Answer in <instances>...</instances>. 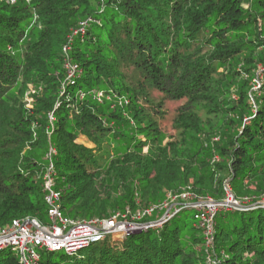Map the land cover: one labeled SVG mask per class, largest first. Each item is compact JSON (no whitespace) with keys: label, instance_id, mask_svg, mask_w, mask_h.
Wrapping results in <instances>:
<instances>
[{"label":"trees","instance_id":"obj_1","mask_svg":"<svg viewBox=\"0 0 264 264\" xmlns=\"http://www.w3.org/2000/svg\"><path fill=\"white\" fill-rule=\"evenodd\" d=\"M84 22L69 50L82 71L64 89L62 48ZM168 100L183 101L176 137L162 126ZM51 163L73 219L105 218L137 200L156 205L186 187L221 199L225 178L256 202L264 195V0L1 3L0 225L48 221ZM194 214L185 208L161 227L107 235L71 255L43 252L42 263L212 264ZM215 220L216 264H264V207L222 210ZM0 264H19L18 255L1 251Z\"/></svg>","mask_w":264,"mask_h":264},{"label":"built area","instance_id":"obj_2","mask_svg":"<svg viewBox=\"0 0 264 264\" xmlns=\"http://www.w3.org/2000/svg\"><path fill=\"white\" fill-rule=\"evenodd\" d=\"M20 0H0L1 3L15 4ZM29 2V0H27ZM87 25L86 22L82 24L78 29H73L68 37L67 43L62 48L63 51V66L67 70L66 82L74 83L75 79L80 75L82 71L79 65L74 64L70 60L69 50L72 42L76 36H83L84 28ZM263 70V69H262ZM256 85L260 86V81L257 80ZM99 96H102L100 94ZM54 167L51 163L49 169L44 175L45 182V201L47 204L48 221L43 222L37 218L26 216L24 218L13 219L11 223L7 225H0V252L9 250L18 255L19 264H43V252L54 253L56 251H65L68 254H74L75 252L85 248L86 246L99 242L105 236L110 235L112 237H123L127 235L126 230L129 226L127 223H116L113 219L119 217L113 215L109 219H73L66 216L61 206V196L59 192L54 190L53 181ZM190 187H188L189 189ZM227 198L224 202H216L212 198H205L199 201L186 202L181 207L177 208L173 213L189 208L195 210L194 218L197 222V226L202 230L204 235V248L208 252V262L216 264V260L213 259V247L215 243V231H216V215L218 212L234 209H255L257 207H264V199H255L253 197H238L232 190V186L226 185ZM188 194H193L188 190ZM186 195V194H185ZM184 195V196H185ZM177 197V196H176ZM169 197L162 203L148 207L144 214L154 215L158 211H164L167 208V201ZM163 217V219H170ZM163 220V222L165 221ZM139 230L142 227H139ZM134 227V230L137 229ZM214 260V262H213Z\"/></svg>","mask_w":264,"mask_h":264},{"label":"rangeland","instance_id":"obj_3","mask_svg":"<svg viewBox=\"0 0 264 264\" xmlns=\"http://www.w3.org/2000/svg\"><path fill=\"white\" fill-rule=\"evenodd\" d=\"M64 62V61H63ZM64 64V63H63ZM256 88H260V86L258 85H254V89ZM30 100H27V103H29ZM183 101H171L168 100L165 102V119L163 120L162 126L168 131V133L170 132L171 134L178 136V134L176 133V130L174 128H172V118L175 116L177 109L180 107V105H182ZM203 117H205V115L203 114ZM86 142L88 145L91 146V143L86 139V138H82L80 140V142ZM226 185H230L231 186V182L229 178H225V180L222 183V191L223 192V196L221 199H217V198H213L211 196H203V195H198L196 192H194L192 190V188L190 187L188 189V187H186L185 189H181L179 191H170L167 192L168 193V197L169 200L166 202L167 208L164 209V211H158L156 212V215L154 214L152 215H148V214H144V211L153 205H145L144 201H140L137 200L136 206L133 208L130 205L127 206L126 211H120V210H116L114 211L112 214H110V216L105 217V218H100V219H109L112 218L113 215H118V213L120 214L119 217L114 218L113 220L116 223L119 222H124L129 224L128 228L126 229L128 231V233L131 232H141L142 230H147L149 228H157V226L161 227L163 226L164 222L163 220H161L163 217H168V215H171V217L173 216V213L176 211L177 208L181 207L182 204H185L186 202H193V201H199L201 199H205V198H212L213 200H215L216 202H224L225 199L227 198V191L225 189ZM188 190H190L193 194H188ZM186 194V195H185ZM185 195V196H184ZM177 196V197H176ZM167 197V198H168ZM257 199H264V195L257 197ZM164 201L161 202H156V204L158 203H162ZM149 218V219H148ZM81 220V219H80ZM142 227L141 230H139ZM134 227H137V229L134 230ZM127 233V234H128ZM123 238V237H122ZM57 260H61V258H57ZM214 262V260H213ZM214 264V263H212Z\"/></svg>","mask_w":264,"mask_h":264}]
</instances>
